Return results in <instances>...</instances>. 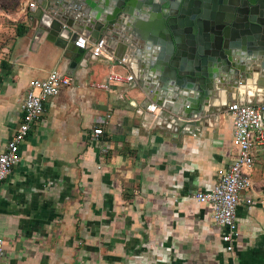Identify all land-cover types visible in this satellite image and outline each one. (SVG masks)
I'll list each match as a JSON object with an SVG mask.
<instances>
[{
    "label": "crops",
    "instance_id": "crops-1",
    "mask_svg": "<svg viewBox=\"0 0 264 264\" xmlns=\"http://www.w3.org/2000/svg\"><path fill=\"white\" fill-rule=\"evenodd\" d=\"M27 1L0 0V26L26 25L32 13ZM76 35L72 31L68 42ZM34 37L16 35L1 48L11 55L2 58L7 66L0 64V150L19 121L31 79L45 78L55 67L73 79L46 101L20 160L0 183L6 246L0 264H264V145L253 148L252 186L236 208L232 251L221 240L226 228L193 197L212 188L217 170L234 158L225 104L206 107L194 124L160 109L149 112L147 104L159 105L133 83L109 91L87 86L110 71L129 72V64L85 55L73 68L67 47L44 32ZM246 74L247 84L232 98L263 99L264 78ZM106 114L96 138L92 128Z\"/></svg>",
    "mask_w": 264,
    "mask_h": 264
},
{
    "label": "water",
    "instance_id": "water-1",
    "mask_svg": "<svg viewBox=\"0 0 264 264\" xmlns=\"http://www.w3.org/2000/svg\"><path fill=\"white\" fill-rule=\"evenodd\" d=\"M36 2L28 19L36 21L38 34L47 32L74 54L71 67L87 55L74 46L77 35L68 42L72 31L90 41L104 37L116 57L130 59L137 86L170 119L194 124L212 98L223 95L224 101L209 108L232 100L247 84L246 73L264 78V0Z\"/></svg>",
    "mask_w": 264,
    "mask_h": 264
},
{
    "label": "built area",
    "instance_id": "built-area-1",
    "mask_svg": "<svg viewBox=\"0 0 264 264\" xmlns=\"http://www.w3.org/2000/svg\"><path fill=\"white\" fill-rule=\"evenodd\" d=\"M27 8L32 12L37 8L36 0H28ZM74 46L84 51L90 58L102 57L115 64H129L130 71L122 73L110 71L101 81H90L87 86L96 90L109 91L113 88L132 84L137 86V68L127 57H116L114 51L106 48L105 38L90 41L82 34L77 35ZM73 77L59 68L51 69L45 78L31 79L24 97L19 105V121L13 134L7 140L5 148L0 150V183L11 172L20 160V148L32 127L38 123L45 112V103L49 98L56 97L69 87ZM145 81V80H144ZM229 100L225 114L231 121L233 129V145L236 152L232 162L217 170L216 181L212 188L194 193L193 197L200 203L207 204L213 222L226 228L221 240L227 251L233 250V242L238 236L235 222L236 208L241 201V194L252 186L250 173L254 165L253 148L264 145V98L257 102ZM146 110L155 112L160 108L155 104H147ZM110 115L106 114L92 128V135L103 134V124H107ZM251 204L250 196L242 199ZM5 239L0 236V261L6 252Z\"/></svg>",
    "mask_w": 264,
    "mask_h": 264
},
{
    "label": "rangeland",
    "instance_id": "rangeland-1",
    "mask_svg": "<svg viewBox=\"0 0 264 264\" xmlns=\"http://www.w3.org/2000/svg\"><path fill=\"white\" fill-rule=\"evenodd\" d=\"M28 23H26V30H25V35H32L33 37L35 36V32L37 31V26H35V21H31V20H27ZM15 23H21L20 21L15 22ZM14 22H5L4 24H2L0 26V64L3 65L2 62H6L4 61V59L2 58H6V55H11V49L7 51H3L1 50V48L3 47V44L5 45V43H11V41L16 37V26L13 25ZM44 33H46L47 36V32L44 31ZM35 38V37H34ZM9 48V47H8ZM3 60V61H2Z\"/></svg>",
    "mask_w": 264,
    "mask_h": 264
},
{
    "label": "trees",
    "instance_id": "trees-1",
    "mask_svg": "<svg viewBox=\"0 0 264 264\" xmlns=\"http://www.w3.org/2000/svg\"><path fill=\"white\" fill-rule=\"evenodd\" d=\"M26 25L24 24V23H18L17 25H16V30H15V32H16V35L17 36H22V35H24L25 34V30H26ZM3 64H8V63H6V62H2ZM7 66V65H6Z\"/></svg>",
    "mask_w": 264,
    "mask_h": 264
},
{
    "label": "bare ground",
    "instance_id": "bare-ground-1",
    "mask_svg": "<svg viewBox=\"0 0 264 264\" xmlns=\"http://www.w3.org/2000/svg\"><path fill=\"white\" fill-rule=\"evenodd\" d=\"M223 101H224V96L221 95L220 97L212 98V99L210 100V105H211V106H215V105H217V104H220V103L223 102ZM211 106H209V107H211Z\"/></svg>",
    "mask_w": 264,
    "mask_h": 264
}]
</instances>
